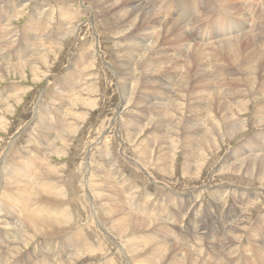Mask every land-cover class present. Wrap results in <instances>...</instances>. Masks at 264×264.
Instances as JSON below:
<instances>
[{
    "label": "rangeland",
    "instance_id": "1",
    "mask_svg": "<svg viewBox=\"0 0 264 264\" xmlns=\"http://www.w3.org/2000/svg\"><path fill=\"white\" fill-rule=\"evenodd\" d=\"M0 1V5L7 3L6 0ZM20 1L22 2L20 5L22 11L20 10L19 15L13 17V19H8L9 24L6 25V28L2 29V31L5 30L8 34L0 41V56H4L6 53L5 60L7 61L23 60L26 58L24 60L27 62L35 58L37 55L33 53L28 54L29 58L25 56L26 52L24 50H27V48L23 47L31 40L28 42L27 40H23L21 42L20 35L28 25L30 26L28 31L30 37L31 26L35 25V28H38V25H40L38 22L43 17L46 19V23L44 22V26L39 28L37 33L36 31H31L34 45L29 47H33V51L40 53L38 57H42L41 53L47 56H43L40 59L42 61H35V67H32L34 69L25 65L17 71L4 70L2 74L0 73V90L2 94L10 85H15L14 87L19 86L14 95L7 97V101L0 100V165H2L1 163L4 160L10 161L14 159L13 161L18 160L20 162L25 158L31 159V156L35 159L39 153H43L38 164V173L45 170L46 167L43 166L45 162L50 165L54 174L45 172L44 174L47 176L43 177L47 179L50 176L49 178L58 184V187L62 188L60 191L61 197L65 200L70 198L69 203L71 202L67 206V209L73 210V207H77L74 210L76 211L77 209L76 212L71 211V215H74L71 217L73 219L77 218V224L83 226L85 228L84 231L92 233L93 242L98 243H96L97 250H94V253L93 251H84L72 257L68 254L63 256L62 251L65 246L62 240L65 235L60 236V233L58 236L54 234L51 235V238H44V234L21 226L17 228V232L24 237L22 236V240L20 239V241L17 236L11 239V243L15 245L14 251L6 253L8 258L6 257L5 262L0 261V264H9L11 261H19L20 263L24 261L23 264L36 263L40 259H43V263L47 261V264H53L55 261H58L55 260L57 259L55 258L56 256L65 259L62 262L63 264H142L139 262L140 257L142 259L146 255H151V252L157 249L155 247L158 244L157 241L161 239L162 241L163 239L168 240L172 247L170 245L169 247L167 246V250H162L163 246L159 248L162 252H159L157 258H154V262L150 264H169L168 256H172V254L179 257L178 264H199L202 261L206 264H227L228 262L229 264H264V176L262 174V177L257 179L244 174L241 170L234 172L232 170L221 169V167L227 166L239 157L245 155L247 157L253 151L264 150V122L255 123L252 119L254 105L257 109L264 110V99L262 100L260 96H258L259 98L255 97L256 95L252 97V100L249 99L248 105L245 104L244 109L239 114V116L245 119L246 126L244 125V128L234 132L233 136L229 135L230 137L222 135V128L220 127L218 134H214L213 136L215 138H213L214 144L217 143L218 145H215L214 149L213 147L210 148L212 152L207 149L198 161L194 159L193 163L189 164L191 172L187 173L182 170L184 152L181 149L180 137L178 135L182 130L181 124H178L177 128H179V132L177 134V129L169 122L171 116L167 113L168 109L166 112L163 108L148 105L146 107V102H137L132 107L135 97L143 95L146 92L145 87H149V92L152 90V87L153 90L156 88L162 89L149 78L152 75L143 74V70L149 64L153 66L160 63L162 66L170 68L173 62H175V60L170 61V58L173 56H176V59H180L179 63H186L182 61L188 58L190 52L185 53L186 49L182 43L168 44L170 43L169 40H160L158 41L159 43H155V47L157 45L158 47L160 45H165L166 47L158 51L157 49L150 48L149 45L151 44L146 43L147 38L144 35H136L134 33L135 30L133 31V29L135 26L129 25L131 28L126 26L128 24L124 21L130 16L129 13L125 14L126 12L123 8L119 12H114V10L107 12V8H104L106 5L98 4L99 0H96V2L95 0ZM146 1L149 5L152 3L151 1ZM160 1L151 4L152 7H155L153 10L157 11L163 20L179 25L182 36L189 39L188 36L191 33L193 34V39L191 41L185 39L184 43H192V46L193 44L199 45L198 38L202 34L205 36L212 35L215 23L206 22L205 28L200 27L202 24L199 23L202 12H204L203 6L206 5L203 4L202 7L200 6L196 9L193 7L194 0H172L167 9H165L160 5ZM91 2L92 5L90 4ZM213 2L214 5L211 8L224 11L227 14V8L221 6L218 0H213ZM242 3H244V6L246 5V8L240 6L235 11L231 10V13H237L239 17L246 11L248 14H251L254 10L248 9V7L252 8L254 5L262 6L264 5V0H234L227 3L228 9L231 4ZM37 6L40 7V10H38ZM59 6L79 8L83 14L82 12L80 14H72V19L66 20L67 25L64 24V30L67 29L68 32L66 31V34L64 33L60 36L59 40H57V45L55 47L52 45L51 49H49L50 51L47 52L48 47L44 45L45 43L40 45V48L38 44L43 43L41 41L46 36L47 30H54L56 27L55 22L59 20L56 9L59 10ZM34 9L37 10L36 13ZM123 14L125 15L123 16ZM32 16L34 20H37V24H28ZM114 20H118V22ZM189 22H197L199 26L194 25L193 27ZM253 23L256 24L253 25L256 27L259 24L256 21H253ZM22 26L25 27L22 28ZM67 26L69 27L65 28ZM161 26L163 25L160 24ZM222 26L224 31L230 28L228 24H222ZM130 33L132 34L130 35ZM35 35H39V38L37 39ZM243 35L244 32L236 35L230 34V40L241 39ZM11 39L13 43L7 45ZM140 39L145 41V43L143 42L144 45L143 43L141 44L142 47H140L141 45H135L136 42L134 44V41H140ZM252 40L249 39V42H252ZM210 42H213V40ZM242 43L246 44L248 41L244 40ZM213 45H215L214 42ZM15 46L17 48L13 49ZM254 47H256V52L252 58L256 59L260 57L264 59V40L258 41ZM92 50L95 53L94 57L91 56L86 60L84 59L85 62H81L80 58L86 55V53L89 55ZM259 61L260 59L257 60V62ZM138 65L145 68H138ZM131 69H136V72L133 74L134 77L129 74ZM167 75L169 77L170 75H174V73L168 72ZM154 76L156 78L157 75ZM124 82H128L129 85L133 83L136 85V90L135 87L131 86L132 88H126L124 92L123 88H120ZM141 84H143L142 86L144 84L147 85L143 88ZM134 90L135 92H132ZM172 92L173 90H171ZM127 93H130L128 97L133 98L132 100L128 98L125 100L124 94ZM170 95L167 96V101H174L176 97L172 96V94ZM154 96H157L158 99L163 98L158 95ZM4 98L6 99V97ZM4 98L1 99L3 100ZM140 100L141 98L138 99V101ZM139 109L142 111L141 116L135 118L133 113H137L136 110ZM189 110L191 111V109L185 110V114L191 115ZM151 111L155 112V116L162 115L163 129L160 132L153 134V129L150 128L148 123L149 118L144 119V122L139 124L138 127L131 128L130 125L133 118L139 121L142 119L141 117L144 112H148L147 116ZM169 112L179 113L178 108L175 109L171 105L169 106ZM176 116L171 120L177 121ZM160 125L162 126L161 121L159 122ZM137 131L140 132L138 133ZM169 133L170 135L173 133L171 139H174L171 142L168 137L170 136ZM222 136H224V139ZM253 138H258L257 144H253ZM158 146L159 148H157ZM11 148L15 152H12L14 150ZM159 150H165L166 154H168L165 156V159H159ZM9 153L12 155V158H10L11 155ZM20 153L23 154L20 155ZM237 155L239 157H236ZM41 161H43L42 164ZM198 164L200 165L198 166ZM214 168L216 169L214 170ZM254 175H256L255 169L252 176ZM56 177L58 181H56ZM53 178L55 179L53 180ZM61 180L65 181L62 182ZM61 182L63 185H61ZM74 186L75 188H73ZM76 187H79L78 191H76ZM7 192L9 191L4 192L0 196V240L4 232H9L8 228L3 227L4 225H8L10 221L6 217V213L12 200L6 196ZM69 193L72 196L69 197ZM74 194H77L78 197H75ZM18 195L21 196L22 200L24 199L21 194ZM114 195L116 199L113 197ZM94 199L95 201L93 202L92 200ZM111 199L112 202L110 203L109 200ZM107 201L109 204H112L111 206H115L113 209L116 210V213L107 214L104 211V205ZM33 203L31 201L26 205L27 211L31 204L35 211ZM137 209L143 213L149 210L151 213L148 211L145 215L142 212L141 214H137ZM121 211L123 212L122 214L118 213ZM106 215L109 217L107 218ZM23 216H17V220H22ZM116 217H129L136 220L141 218L148 221L146 220V225L144 224L146 228L140 227V231L138 230L139 228L136 230L132 228L131 230L127 227L123 232L118 231L119 226H115ZM154 219L155 221L153 222ZM189 222H191V225H189ZM147 224L150 226H147ZM230 225L231 228L229 229ZM238 226L241 228H238ZM125 231H128L129 235L125 234ZM130 232L132 233L130 234ZM151 233L153 234L146 244L140 242L141 245L139 244L140 246H138L140 250L137 249L139 251L137 260L130 258L131 256H127L128 253L125 251L127 241L129 242L135 240V237L138 238L144 234ZM14 240L15 242H12ZM58 241H62V244ZM49 242L51 244L47 245V247H54L46 250V246L44 245L49 244ZM1 245L3 247L0 250L8 251L4 244L0 242ZM175 247L176 249H173ZM96 251L100 254L96 255ZM53 252L58 254L55 256ZM84 253L86 254L84 255ZM190 253L193 256L189 258L187 255ZM153 255L156 254L153 253Z\"/></svg>",
    "mask_w": 264,
    "mask_h": 264
},
{
    "label": "bare ground",
    "instance_id": "2",
    "mask_svg": "<svg viewBox=\"0 0 264 264\" xmlns=\"http://www.w3.org/2000/svg\"><path fill=\"white\" fill-rule=\"evenodd\" d=\"M6 1H7V3L5 5L4 4L0 5V41H2V38L6 37V34H8V33L5 32V30L2 31V29L6 28V25L9 24L8 23V19H10V18L13 19V17H16L17 15H19V12L22 11L20 9V7H21L20 5L22 4V2L20 0H17V1L16 0H13V1L12 0L11 1L6 0ZM86 1H91V0H86ZM148 1H151L152 3H156L157 1H160V0H148ZM171 1L172 0L160 1V5H162L165 9H167V7L171 3ZM190 1H192V0H190ZM231 1H234V0H218L219 4L221 6L227 8V14L224 11L215 10L214 8H211V6L214 5L213 0H194L193 1V7L196 8V9L199 8L200 6L202 7L203 4L206 5V6H203L204 7L203 8L204 12H202V16L199 19V21H200L199 23L202 24V26H200V27H204L205 28V25H206L205 23L206 22L215 23V28L213 29L212 35L211 36H209V35L205 36L204 34H202V36L198 38L199 42H200L199 45H194L193 44V46H192V43H190V44L189 43H184V41H186V40L191 41L193 39L192 38V36H193L192 33H191L190 36H188L189 39L184 37V36H182L181 35V27L179 25L175 24V23H170V22H167V21L163 20L162 16L157 11L153 10L155 7L151 6L152 3L149 5L146 0H144V1L143 0H99L98 1V4L106 5L104 8H107V12L112 11V10H114V12H119L120 9L123 8L124 11L126 12L125 14L129 13L130 16L128 17L127 20L124 21V22H126L128 24L126 26H128V27H130L129 25L135 26L134 29L132 28L133 31L135 30L134 33H136V35H138V34L144 35L147 38L146 39V43L147 44H151V45H149L150 48H153L155 50L157 49V51L160 50V49H163L164 47H166L165 45H160V47H158V45H157L155 47V43H157L160 40H162V41L169 40L170 43H168V44H173V43L174 44H176V43L180 44V43H182V45L186 49L185 53H189L190 52L188 54V58L187 59L185 58V61H182V62H186L185 64L179 63L180 59H176V56L171 57L170 61L171 60H173V61L175 60V62H173V65L170 68L167 67V66L165 67L164 65L162 66L160 63H157L156 65H153V66H151L149 64L146 68L145 67H141L142 64H140L141 66L138 65V68H145V70H143V74L152 75L149 78L152 79V82L157 83L159 85V87H161L162 89H157L156 88L155 90H153V87H152V90H150V92H149V87H145L144 88V86H146L147 84H144V86H142L143 84H141V86L146 90V92L144 91L145 93L143 95L141 94V95H138V97H135V102H134V100L132 102V104H133L132 107L137 102H146V104H145L146 107L148 105V106H151V107L163 108V109H165L166 112H167V109H168L167 113H169V115L171 116L169 122L172 123V125L177 129L176 130L177 134L179 132V128H177L178 124L179 123L181 124L182 130H181V133L179 132L178 135L180 137L179 141H180L181 149L184 152L183 153V157H184L183 163L184 164L182 165V170L187 172V173L191 172V167H190L189 164L193 163L194 159H196L198 161L205 154V151L207 149H209V151L212 152V150L210 148L213 147V149H214V146L218 145L217 143L214 144V142H213V138L214 137L213 136H214V134H218V130H219L220 127L222 128L221 134L223 133L222 135L229 136V135H232L237 130L244 128L243 127L244 125L246 126L245 119L242 118L241 116H239V114L244 109V105L247 104L249 99L252 100V97H254L255 95H256L255 97L260 96L262 100L264 99V59H262L260 57H258L256 59L252 58V56H254V54L256 52V47H254L255 44L258 41H260V40H264V5H262V6H255L254 5L252 8L249 6L248 9H253L254 11L251 14H248L247 11H246V12L243 13V15L241 17H239L237 15V13H231V10L235 11V9H237L238 7L244 6V3L236 4V5L235 4L234 5L231 4L230 8L228 9V4L227 3L231 2ZM95 2H96V0H95ZM90 4L92 5V2ZM174 4H175V2H174ZM178 4H180V3H178ZM246 4H248V3H246ZM58 8H59V10L56 9V11H57V14L59 15V20L57 22H55L56 27L54 28V30L53 29H51L50 31L47 30L48 33L47 32L45 33L46 36L41 41L43 43H41V44L37 43L38 47L45 43L44 45H46L48 47V50L46 49L47 52L50 51L49 49H51L52 45H54V47H55V45H57V40H59L58 38L60 36H62L66 31L68 32L67 29L64 30V24H66V20H68V21L71 20L72 19V14H80L82 12L79 8H71L70 6H67V7L59 6ZM244 8H246V5L244 6ZM36 9H34L35 13L37 11ZM38 10H40V7H38ZM165 11H168V10H165ZM82 14H83V12H82ZM125 14H123V16ZM244 14H245V17H244ZM107 17H108V15H107ZM116 17H117V15H116ZM231 19H232V21H231ZM103 20H105V19H103ZM36 21L37 20H34L33 16H32L30 21L28 22V24H31V23L37 24ZM116 21L118 22V20H116ZM253 21L259 22L257 27L253 26V25H256L254 23L252 24ZM44 22L46 23V19L43 17L38 22V24H40V25H38V28L37 27L35 28V25L31 26L30 37H29V32H28L30 26H28V25L26 26L24 32L22 31V34L19 33V34H21L20 35L21 42L23 40H27V42L29 40H31L29 43H26L25 47H23V48H27V50H24L26 52L25 56L28 57V54H30V53H33L34 55H37V56L36 57L34 56L35 58L31 57L32 60H29L27 62H26V60H24L26 58H24L23 60L17 59V60H8L7 61V60H5L6 59V56H5L6 53H5L4 56H0V60H1L0 73L1 74L3 73L4 70H6V71H8V70L17 71V70H19L20 68H22L25 65L30 66L31 68L35 67L34 66L35 65V61L42 59L43 56H47V55H44L43 53H41L42 57L41 56L38 57L40 53H38L37 51H33V49H32L33 47L30 48L32 45H34L33 38H31L32 32L36 31V33H37L39 31V28H42L44 26ZM62 23H63V26H62ZM178 23H179V21H178ZM152 24H154V26H152ZM160 24H162L163 26L160 27ZM189 24L191 26H193V27H194V25L195 26L198 25L197 22H194V23H190L189 22ZM222 24H228V26H230V28L224 31V28H222L223 27ZM10 25H12V24H10ZM69 26H67L65 28H68ZM24 27L22 26V28H24ZM11 29H10V32H11ZM45 29H47V28H45ZM10 32H9V34H10ZM243 32H244V35L242 36L241 39L237 37L240 40H238V39L230 40V34L236 35L238 33H243ZM16 33H17V31H16ZM19 34H17V35H19ZM131 34L132 33H130V35ZM183 34H185V33L183 32ZM27 37H29V38H27ZM36 38L38 39L39 35H37ZM152 38H153V40H151ZM217 38H218V40H217ZM249 39H253L252 42H249ZM212 40H213L215 45H213V42H210ZM244 40L248 41V43H246V44L242 43ZM135 42H136V44H135ZM143 42L145 43V41L140 39V41H134V44L135 45H141ZM196 42H197V40H196ZM12 43H13V40L11 39L8 42L7 45H11ZM144 43H143V45H144ZM146 46H148V45H146ZM17 47H18V45H17ZM17 47L15 46L14 48L13 47H11V48L15 49ZM140 47H142V45ZM23 48H22V50H23ZM150 48L148 47V49H150ZM11 51H13V50H11ZM141 51H143V50H141ZM14 52H15V50H14ZM173 53H174V50H173ZM173 53H172V55H173ZM259 54H261V52H259ZM94 55H95L94 50H92V52L89 53V55L86 53V55H83L80 58V60H81V62H83V61L85 62L86 59H88L91 56L94 57ZM147 56H149V55H147ZM259 59H260V61L257 62V60H259ZM40 61H42V60H40ZM78 62H80V61H78ZM32 69H34V68H32ZM136 69H133V70L131 69V72L129 73L130 76L131 75L133 76L134 72H136ZM168 72H172V73H174V75H170L168 77V75H167ZM35 75H37V74H35ZM153 75H157L156 78H155V76L153 77ZM163 76H164V78H163ZM177 79H178V81H177ZM74 80H76V79H74ZM14 86L10 85V87L7 90H5V92L3 94L1 93L2 91L0 90V100L1 101H7V99H8L7 97H11L12 95L15 94L14 92L17 91V87H19V86H17V87H14ZM121 86H120V88H123L124 92L126 91V88L129 89V88L135 87V90H136V85H134L133 83H131L129 85L128 82H124V83L121 84ZM135 90L132 91V92H135ZM171 90H173L172 93H171ZM129 94L130 93L124 94L125 100L127 98L130 99V100L133 99V98L128 97ZM170 94H172V96L176 97V99L174 101H170V100L167 101V96L170 95ZM153 95H158V96L163 97V98H159L158 99L157 96L153 97ZM4 97H6V99ZM1 98H4V99L2 100ZM139 98H141L140 101H138ZM122 99H123V97H122ZM172 100H173V98H172ZM59 101H61V100H59ZM170 105L175 107V109L178 108V112L179 113L177 114L176 112H174V113L169 112V106ZM253 108H254L252 110V119H253V121L255 123L264 122V110L257 109L255 107V105H254ZM188 109H191V111L189 110L191 112V115L185 114V110H188ZM136 112L137 113H133L135 115V118L140 117L142 111H140V109H139V110H136ZM147 113L148 112H146V113L144 112V114H142V117H141L142 119L139 120V121H137V120H135L133 118V121H131L132 124L130 125L131 128L134 129L135 127H138L139 124H142L144 122V119H146V118L148 119L149 118V122L148 123L150 125V128L153 129V134L155 132H160L163 129V122H162V117H161L162 115L161 116H155V112L151 111L149 113V115L146 116ZM175 116H176V120L177 121L171 120ZM160 121L162 123V126L161 125L159 126V122ZM45 130H47V129H45ZM176 133H174V134H176ZM172 134L170 135V133H169L170 136H168L170 138V142L172 141V139H174V138L171 139ZM156 137H158V136H156ZM222 137L224 139V136H222ZM177 142H178V140H177ZM252 142H253V144H257L258 143V138H253ZM157 148H159V146ZM147 149H148V147H147ZM12 150H14V149H12ZM12 152H15V150L12 151ZM22 154L20 153V155H22ZM44 154H45V152H44ZM36 155H38V154H36ZM166 155H168V154H166V152L164 150V151H160L159 152L158 157H159V159H165ZM217 155H218V153H217ZM41 156H43V153H39V155L36 156L35 159L32 158V156H31V159H28V158L26 159L25 158L24 159L25 161L22 159V161H20V162L18 160L17 161H13L14 159L10 160L11 162L9 160H4L3 163H1L2 165H0V196L4 192L9 191V192L6 193V196L8 197V199L12 200V202L9 203V209H8V211L6 213V217L9 218V220H10L9 224L3 226L4 228H8L9 232H4L3 236H2V238L0 240V242L4 244L5 248L8 251H4L3 249L0 250V261H4L6 259V257H7L6 253L14 251L15 245H13L11 243V239L14 236L19 237V241H20V239L22 240V236L23 235L20 234L19 232H17V228L21 227V226L29 228V229H31L34 232L37 231L40 234L41 233L44 234V238H46V237H50L51 238V235H54V234L58 236V234H60V233H61L60 236L61 235H63V236L65 235L63 237V240H62L64 242V246H65L64 250L62 251L63 256L68 254L69 256L72 257V256H76L78 254H81V252H84V251H88V252L89 251H93V253H94L95 252L94 250H97V248H96L97 244L96 243H98V242H96V243L93 242L94 240H92V239H94V238L92 236V233L84 231L85 228L83 226L77 224V218L73 219V217H71V216H74V215H71V213H72L71 211H73V212L77 211V209H76V211H74L76 206L73 207V210L67 209V206L71 203V202L69 203V199L70 198H68L67 200L63 199L61 197V193H60L62 188L58 187L57 186L58 184H56L55 182H53L49 178L50 176L48 178L46 177L47 179H45L43 177V176H47V175L44 174L45 172L46 173H53V171L51 170L50 165H48V163L45 162V164H43V166L46 167L45 170L42 171L41 173H38L37 169H39L38 168V164H39V161L41 160L40 159ZM171 156H173V155L171 154ZM15 157H16V155H15ZM236 157H239V155H237ZM6 158H7V156H6ZM10 158H12V155H11ZM204 159H206V158H204ZM42 162L43 161H41V164H42ZM195 163H197V162H195ZM201 164H202V162H201ZM199 165L200 164H198V166ZM40 169H41V167H40ZM215 169L216 168H214V170ZM221 169L222 170H232L234 172L241 170V171L244 172V174L249 175L252 178L259 179L260 177H262L261 176L262 174L264 176V150L263 151H258V152H254L253 151V152H251V155H247V157H246V155L242 156V157H239L234 162L228 164L227 166L221 167ZM254 169H255L256 175L252 176ZM54 170H56V169H54ZM54 179L55 178H53V180ZM56 179H57V177H56ZM56 181H58V179ZM61 181L64 182L65 180L64 181L61 180ZM62 182H61V185H63ZM258 182H260V181H258ZM129 187H131V186H129ZM73 188H75V186ZM73 188H71V189H73ZM78 188L76 187V189H77L76 191H78ZM68 189H69V187H68ZM97 189H99V188H97ZM63 190H64V188H63ZM87 190L89 191V189H87ZM131 190H133V189H131ZM90 191H91V189H90ZM16 193L21 194L24 197V199L22 200L21 196L16 194ZM79 193H80V190H79ZM99 193H101V192H99ZM117 193H118V190H117ZM74 195H75V197H78L77 194H74ZM70 196H72L71 193H69V197ZM90 196H92V195H90ZM32 197H33V200H32ZM104 197H106V196H104ZM109 197H111V196H109ZM113 197L115 198V195ZM113 197H112V199H113ZM99 199L101 200L100 197H99ZM102 199H104V198H102ZM112 199L109 200L110 203L112 202ZM120 199H121V197H120ZM73 200H75V199H73ZM31 201L34 202L33 203V207L35 208V211L32 208V204L29 206L28 211L26 209V205L29 204ZM92 201L94 202L95 199L92 200ZM109 202L108 201L105 202L104 211L107 214L116 213V210L113 209V207H115V206H111L112 204H109ZM116 202H118V201H116ZM75 203L77 204L76 201H75ZM113 204H114V202H113ZM118 204H117V206H118ZM133 208H134V206H133ZM95 209H97V208H95ZM79 210H81V209H79ZM98 211H99V209H98ZM148 211H144V213L142 211L141 212H142V214L145 215L146 213H148ZM141 212L139 211V209H137V214H141ZM118 213L122 214L123 212L121 211V212H118ZM80 214H81V211H80ZM152 214H154V213H152ZM22 215H24L22 217V220H20V219H19L20 221L17 220V216H22ZM98 215H99V213H98ZM75 216H76V213H75ZM128 216H130V215H128ZM108 217L109 216H107V218ZM128 218H118V217H116L115 222H114L115 226H119L121 228V229L119 228L118 231H123L124 232V230L127 227L129 229H131V230H132V228H133V230H136V229L139 228L138 230L140 231V227L144 228L145 225H146L145 222L148 221L147 219H146L147 221L144 220V219L142 220L140 217H139L140 218L139 220H136L134 218H129V219ZM153 218H155V217L153 216ZM99 220H100V218H99ZM6 221H8V219H6ZM154 221H155V219L153 220V222ZM85 222H83V223H85ZM151 223H152V221H151ZM93 224H94V222H93ZM105 224H107V223H105ZM189 225H191V222H189ZM147 226H150V225L147 224ZM239 227L240 226H238V228ZM197 228H198V226H197ZM230 228H231V225L229 226V229ZM127 232L125 234H128ZM131 233L132 232H130V234ZM135 233H136V231H135ZM141 233H140V235H141ZM152 234L153 233L144 234L143 236H140L138 238L135 237L134 238L135 240H131L129 242L127 241V244H125V251H127V253H128L127 256H131L130 258L136 259L137 258V254L139 252L137 249L140 250V248H138V246L141 245L140 242L146 244L147 240L150 239ZM154 237H156V236H154ZM159 240H160V238H159ZM178 241H180V240H178ZM12 242H15V240L12 241ZM61 242H59V243H61ZM157 242H158V244L155 246L157 249H155V251H152L151 255H146L144 257L142 256L143 257L142 259L140 257L139 262H141L142 264L153 263L154 262V258H157L158 253L162 252L161 250H159V248H162V246H163L162 250H167V246L168 247H169V245L171 246V243L168 242V240H166V239H163V241L161 239L160 241H157ZM232 242H234V241H232ZM54 243H57V242H54ZM180 243H182V242H180ZM50 244L51 243L49 242V244L44 245V246H46L45 247L46 250H49V248L52 247V246L47 247V245L49 246ZM177 245H178V243H177ZM2 247L3 246L1 245L0 248H2ZM180 247H182V246H180ZM173 249H176V247L173 248ZM53 251H54V249H53ZM68 252H70V253H68ZM165 252H167V251H165ZM96 253H95L96 255L100 254V253H98V251H96ZM153 253H155L156 255H153ZM181 253H182V251H181ZM56 254H58V253H56ZM56 254H55V256H56ZM85 254L86 253H84V255ZM82 255H83V253H82ZM185 255H186V253H185ZM187 256H189V258H190L193 255L190 253ZM164 257H165V255H164ZM20 258H23V257H20ZM49 258H51V257H49ZM55 258H57L55 260H58V261H55L53 264H63L62 262L65 261V259H62V257H60V256L59 257L56 256ZM168 258H169V260H168L169 264H178L179 263V257H177L176 255L172 254V256H168ZM212 258H213V256H212ZM46 259H47V257H46ZM19 260H22V259H19ZM30 261H32V260H30ZM42 261H43V259H40L39 262L37 261L36 263L34 262V263H26V264H47L46 263L47 261L45 263H43L44 261L43 262ZM128 262H129V260H128ZM134 262H136V261H134ZM184 262H186V261H184ZM193 262H194V260H193ZM193 262H191V263H193ZM23 263H24V261H23ZM23 263H20L19 261L18 262H12L11 261L9 264H23ZM182 263H183V260H182ZM199 264H206V263L202 261ZM227 264H229V262Z\"/></svg>",
    "mask_w": 264,
    "mask_h": 264
}]
</instances>
